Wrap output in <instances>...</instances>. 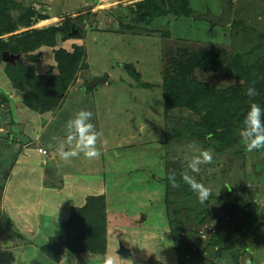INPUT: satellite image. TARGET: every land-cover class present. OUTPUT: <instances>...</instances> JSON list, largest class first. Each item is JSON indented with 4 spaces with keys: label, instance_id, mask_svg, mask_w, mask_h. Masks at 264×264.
<instances>
[{
    "label": "rangeland",
    "instance_id": "rangeland-1",
    "mask_svg": "<svg viewBox=\"0 0 264 264\" xmlns=\"http://www.w3.org/2000/svg\"><path fill=\"white\" fill-rule=\"evenodd\" d=\"M229 5L219 26L201 16L221 14V0H0L24 22L0 27V264H264V149L248 152L240 136L245 90L264 79V0ZM198 88L235 99L233 127L188 105ZM81 109L101 155L65 162L57 147ZM201 150L213 161L192 173ZM184 172L210 190L205 202ZM86 196L104 197L100 253L66 246L68 212ZM87 215L72 213L74 226Z\"/></svg>",
    "mask_w": 264,
    "mask_h": 264
},
{
    "label": "clouds",
    "instance_id": "clouds-1",
    "mask_svg": "<svg viewBox=\"0 0 264 264\" xmlns=\"http://www.w3.org/2000/svg\"><path fill=\"white\" fill-rule=\"evenodd\" d=\"M245 95L250 98L252 102L245 113L242 121V129L240 136L243 145L248 152L258 151L264 149V108L256 103L252 98L259 95L255 86H250L245 90ZM92 112L81 109L74 118L68 122L66 136L57 147L59 157L65 161L70 162L72 158L78 157L81 153L87 158H98L101 155L97 148V140L101 133L95 130L92 120ZM212 139L211 135L207 137ZM213 161V155L208 150H201L194 154L186 167L192 173L200 172V165L210 164ZM182 180L196 193L197 198L201 202L208 199L210 190L201 182H198L193 176L188 175L187 172L181 174ZM168 179L173 187H177L175 173L170 174ZM106 264H112L111 260L106 261Z\"/></svg>",
    "mask_w": 264,
    "mask_h": 264
},
{
    "label": "trees",
    "instance_id": "trees-1",
    "mask_svg": "<svg viewBox=\"0 0 264 264\" xmlns=\"http://www.w3.org/2000/svg\"><path fill=\"white\" fill-rule=\"evenodd\" d=\"M29 16L26 15V18ZM0 17L2 18V21L0 22V27L2 28H6L5 31H10L12 29L13 24L16 25H21L23 24V16L18 17L20 19H14L13 16H11V14H9L8 9H4V13H0ZM47 33L55 35V33H58V29L56 28H49L46 30ZM12 41V42H11ZM15 42H13V40H9V43L6 44L5 46V50H8L9 53H16L17 52V48L20 47V41L14 40ZM32 45H34L33 43H31L30 41H28V43L25 45V48L28 49H32ZM76 58V57H74ZM79 58V56L76 58L75 61H77ZM262 65H264V60H262L261 62ZM20 74V73H19ZM24 75V74H23ZM264 78V76H263ZM255 88L258 90L259 95L254 97L255 101H259L260 100V105L262 108H264V79L263 80H258L255 83ZM43 89V88H42ZM31 90L28 91L27 97L29 98L30 96L33 97L32 95V91ZM188 96V100L187 103H189L188 105H195L197 109H203L205 110L209 123H212L213 125L219 126V127H223L226 130L228 129V127H233L231 124L232 118L235 119V114L234 112L236 111L234 109L235 107V99L233 97H231L228 92L226 91H214L213 88H198L195 89L193 91H188L186 93ZM35 98V96H34ZM32 98V99H34ZM240 98H242L241 96L238 98V101H243ZM254 98H252L254 100ZM244 100H250L249 97L245 96ZM252 102V101H251ZM243 111V110H242ZM218 112V114H217ZM225 116H229V123L228 127L224 126L225 125ZM101 199L104 200L103 196H89L86 197V200L84 202V204L81 207H77V208H72L70 211V216L67 219L66 224L68 223V221L70 222L71 227L65 226L67 227V230L69 231V234L72 233L71 237L70 235L67 237V242H66V246L69 248H71V250H76V251H80V253H84V252H88V251H92V252H96L99 251L102 252L103 251V247L105 244V234H104V229H105V222L103 221V215H101L98 211L102 212L103 210L99 209L97 207V203H101ZM100 201V202H99ZM79 213V212H87L88 217L90 218V220H88V226H80L81 228H86L84 229V234L86 235V241L85 242H77V240H75L73 243L70 242V240L74 239V232H77L78 230H81V228L79 227H75L74 226V221L72 220V213ZM99 214V215H98ZM100 216L102 217V219H100ZM72 220V221H71ZM83 232V231H82ZM100 242L99 247H96V243L95 242ZM77 242V243H76Z\"/></svg>",
    "mask_w": 264,
    "mask_h": 264
},
{
    "label": "water",
    "instance_id": "water-1",
    "mask_svg": "<svg viewBox=\"0 0 264 264\" xmlns=\"http://www.w3.org/2000/svg\"><path fill=\"white\" fill-rule=\"evenodd\" d=\"M231 16H232V11L229 5V0H221V14L215 15L208 10L205 14L201 16V18L207 20L211 25L224 26L230 22ZM14 57L6 52L2 53V58L5 60L12 62ZM106 78L107 76H103L101 78H93L92 80H90V82L87 84L86 87H93L97 84H102L106 81ZM119 254L122 257H126L130 255L129 251L121 246L119 247Z\"/></svg>",
    "mask_w": 264,
    "mask_h": 264
},
{
    "label": "crops",
    "instance_id": "crops-1",
    "mask_svg": "<svg viewBox=\"0 0 264 264\" xmlns=\"http://www.w3.org/2000/svg\"><path fill=\"white\" fill-rule=\"evenodd\" d=\"M79 156H80V155H79ZM84 165H88V164L83 163L82 166H83L84 168H82V166H81L82 172H84V174H85V172L87 173V172L89 171V170H88L89 168H86ZM55 183H57L58 186L61 185V182H55ZM55 183H54V184H55ZM86 197H87V196H86ZM84 202H85V199H84ZM84 202H83V203H84ZM83 203H82V204H83ZM82 204H80V205H78V206H73V207H74V208L81 207ZM68 213H70V211H69ZM68 213H67V214H68ZM67 214H65V215H67ZM68 215H69V214H68ZM16 255L18 256V254H16ZM18 261H21V258H18Z\"/></svg>",
    "mask_w": 264,
    "mask_h": 264
},
{
    "label": "built area",
    "instance_id": "built-area-1",
    "mask_svg": "<svg viewBox=\"0 0 264 264\" xmlns=\"http://www.w3.org/2000/svg\"><path fill=\"white\" fill-rule=\"evenodd\" d=\"M39 152H42V150H41V149H39ZM43 152L45 153V151H43ZM43 152H42V153H43Z\"/></svg>",
    "mask_w": 264,
    "mask_h": 264
}]
</instances>
